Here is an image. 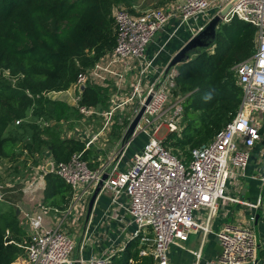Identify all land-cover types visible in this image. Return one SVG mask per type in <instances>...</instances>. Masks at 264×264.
Returning a JSON list of instances; mask_svg holds the SVG:
<instances>
[{
	"label": "built area",
	"instance_id": "2783aa9c",
	"mask_svg": "<svg viewBox=\"0 0 264 264\" xmlns=\"http://www.w3.org/2000/svg\"><path fill=\"white\" fill-rule=\"evenodd\" d=\"M231 1L182 0L171 8L149 9L137 15L124 9L114 12L113 50L92 68L79 74L71 87L73 92L77 91L73 93V103L81 116L98 114L105 119L100 132L85 136V148L89 149L99 139L100 133L110 129L116 110L133 107L123 128L125 133L149 95L151 99L130 141L123 148L120 146L103 165L91 168L82 159L81 153L73 154L65 162L53 163L49 159L47 165H51L50 172L69 186L71 198L65 210L52 209L58 219L54 227L42 226L36 215H25L20 221L28 237L22 256L26 264H110L123 251L126 243L132 240L139 242V256L151 257L153 264H170L168 250L171 246H179L193 231L208 233L209 224L217 211L236 205L253 212L249 224H229L215 232L220 253L216 260L207 264H255L258 236L253 223L256 210L261 209L262 214L264 212V173L250 175L247 169L256 147L264 160V0H238L223 19L225 23L237 17L250 24L255 29V50L249 59L233 67L242 93L235 116L212 141L192 149L189 159L176 156L164 145L168 134L181 130L187 97L174 94L176 71L172 68L166 73V66L158 79L146 88L142 86V80L153 63V60L146 59L147 46L161 28L172 18L177 20L178 28L192 21L196 23L201 18L206 20L203 25L196 26L194 36ZM133 62L139 65V77L127 92L120 93L126 68ZM119 66L124 67L125 71H116ZM5 76L13 83L16 80L8 71ZM109 78L114 81L110 83ZM86 81L108 86L114 91V98L111 99L109 95V102L113 106L100 113L96 108L78 106L81 94L79 85L85 88ZM55 94L48 92L43 96L51 98ZM20 122L17 120L14 124L18 126ZM43 125L48 126L49 123ZM163 129L166 136L160 137ZM138 136L144 140L141 149L124 162L127 148ZM66 138L79 139L77 136ZM46 173L49 172L44 168L43 173L34 180H26L23 191L34 189L37 184L44 187ZM103 175L107 177L102 181L89 219H85L78 248L82 251L89 242L90 217L100 197L108 198V218L118 224L116 232L125 236L126 242L117 249L109 247L99 255L75 257L76 239L62 225L68 217L79 214L82 207H88ZM247 179L260 184V194L255 203L239 198L242 184ZM3 190L5 186L0 183V202H3ZM42 210L48 209L44 207ZM203 211L206 215L202 224L198 219H202ZM258 240L261 245L259 237ZM195 259V264H199L200 254Z\"/></svg>",
	"mask_w": 264,
	"mask_h": 264
},
{
	"label": "trees",
	"instance_id": "16d2710c",
	"mask_svg": "<svg viewBox=\"0 0 264 264\" xmlns=\"http://www.w3.org/2000/svg\"><path fill=\"white\" fill-rule=\"evenodd\" d=\"M132 2L0 0V160L16 162L22 142L30 140L24 149L30 153L46 149L53 163L81 153L82 159L95 167L93 151L85 148L84 141L62 138L56 128L40 123L57 125L81 117L77 109L43 94L68 90L79 74L113 50V7L124 4L133 13ZM254 50L255 29L233 17L218 26L208 49L176 66L174 94L187 97L181 130L164 140L176 156L189 159L192 149L212 141L233 119L242 97L233 67L249 59ZM3 70L16 78L14 83L1 75ZM109 93L108 86L86 81L78 106L107 110ZM17 120L21 122L15 126ZM113 128L121 131L122 126ZM93 161L98 164L95 158ZM42 195L44 207L63 211L71 190L49 172L44 176ZM259 222L264 233V212ZM26 239L16 208L0 202V264H14L22 257L21 245ZM138 250V240L129 241L110 264H153L151 257L139 256ZM258 256L259 264H264V245Z\"/></svg>",
	"mask_w": 264,
	"mask_h": 264
},
{
	"label": "crops",
	"instance_id": "0c3cea01",
	"mask_svg": "<svg viewBox=\"0 0 264 264\" xmlns=\"http://www.w3.org/2000/svg\"><path fill=\"white\" fill-rule=\"evenodd\" d=\"M182 0H150V3L146 5L145 7L150 6L151 7H160V8H171L172 6H175L176 4L181 3ZM137 3V4H136ZM133 2L131 4L130 9L134 12L132 14H141L146 9L140 8V4L138 2ZM138 11H141L139 13ZM206 22V20L198 19L196 23L193 21L190 22L188 25H183L182 27L178 28V22L176 19L172 18L163 28H161L154 36L152 42L147 46L146 50V59L147 60H153L152 68H150L147 72L145 77L142 80V86L146 88L151 83H153L156 79L159 78L160 74L164 70L166 66L170 63L173 56L192 38L194 31L197 29L196 26H201ZM193 24V25H192ZM195 27V28H194ZM194 28V29H192ZM177 67H174V71H176ZM116 71H125L124 67H116ZM126 77L124 79V84L122 87L121 92H127L130 88V85L133 84L136 79L139 77V65L136 62H133L130 66L126 68ZM110 83L114 81V79L109 78ZM96 85H100L95 83ZM111 90L110 93L111 94ZM73 89L70 88L67 91L62 92L60 98L58 97H51L49 99L52 100H60L65 103H67L69 106L74 107V104H72V97H73ZM64 94V95H63ZM133 107H131L130 112L132 111ZM53 124V122H50V124ZM48 125L49 127H52L51 125ZM118 126H121L120 123H118ZM90 126L85 127V131L90 129L92 131L93 129H96V133L100 132L102 130L103 124H96L93 125L92 123H89ZM101 125V126H100ZM47 126V125H46ZM112 128V127H111ZM111 130V129H110ZM108 130V131H110ZM106 130L99 134V139L96 140L93 145L90 147V149L93 151V154L95 153L96 161L98 162L99 157L101 158L102 150L99 148L100 146V140H105L106 136ZM121 138L124 134L123 128H121ZM264 134V133H263ZM93 135V134H89ZM44 138V137H43ZM141 140H143L142 137H140ZM264 140V135H263ZM87 141V140H82ZM30 140H24L21 144L23 148L19 149L17 151L18 157L16 162H9L7 160H0V168L1 166H10L11 170L15 169V167L18 165V170L21 169V167L27 166L30 172H33V175L36 177L40 174L38 173L41 166L45 167L47 166L48 162H45L43 165L42 161V154L44 153L35 151L30 153L28 150L24 149V146L26 143H29ZM103 143H106L103 141ZM96 147V148H94ZM139 149V148H138ZM259 148L256 147L253 150L252 158L249 163L247 172L250 175L253 174H262L264 173V160L260 157ZM49 157V151L46 150ZM114 152V151H113ZM138 152V150H137ZM257 152H259L257 154ZM133 154L136 153V150L132 152ZM24 158L22 160V158ZM103 158V157H102ZM28 161V163H26ZM100 161V160H99ZM16 172V171H15ZM1 174V173H0ZM27 177L26 180H34V177ZM38 186L34 189H26L24 190L25 194L22 196V202L21 205L17 207V215L19 216V220L22 221L24 219L25 215H36L39 218L40 224L44 227H54L57 225V216L53 213L51 208L46 207L48 210H42L43 204H42V192H43V184H37ZM243 193V200L255 203L259 194H260V184L257 181H252L250 179H247L243 182L242 188L239 194V198L241 199L242 191ZM109 206L108 198L106 197H100L99 201L94 206V210L92 212V215L90 217V225L88 228V233L90 235L89 242L86 244L84 249L82 251L79 250V246L81 244L80 240L84 232V223L83 228L81 231L80 236L78 237L75 235L72 231L74 227L71 229L73 221H79L80 213L75 214V216H72L70 218L74 219L72 222L69 220H65L62 227L69 232H72L73 235L76 238V251H75V257L82 256L83 258H88L92 254L99 255L102 251L106 250L109 247H112L117 249L122 246H124V243L126 242L125 236H120L116 232V229L118 227V224L115 221H112L108 218L109 211L107 210ZM253 212L248 211L241 206H227L225 208L220 209L217 211L215 217L211 220L209 224V232L204 233L201 230L199 231H193L189 234V237L187 240L182 241L179 243V246H171L168 250V259L170 264H195V256L197 254H200V260L199 264H207L211 261H214L218 258L220 253V248L218 246V243L215 239L214 233L217 232L219 229H221L223 226L229 225V224H242V225H248L249 219ZM202 219L199 218L198 221L200 223H204V216L206 213L203 211L201 213ZM258 232H259V238L261 241V246L264 245V233L261 231L260 222L258 223ZM76 231V230H75ZM92 237V238H91ZM120 255V253L118 254ZM117 255V256H118ZM14 264H26L24 259L22 257H19L17 261Z\"/></svg>",
	"mask_w": 264,
	"mask_h": 264
},
{
	"label": "rangeland",
	"instance_id": "374dc122",
	"mask_svg": "<svg viewBox=\"0 0 264 264\" xmlns=\"http://www.w3.org/2000/svg\"><path fill=\"white\" fill-rule=\"evenodd\" d=\"M133 2H135V3L138 2V4H140L139 5L140 8H142V9L149 10V9L156 8V7L149 8L150 6L145 7L146 5H148L150 3V0H133ZM133 2H132V4H133ZM157 8H160V7H157ZM118 9H124V10L130 12L128 6L122 4V5L113 7V10H112L113 14ZM132 12H134V11L132 10ZM138 12L141 13V11H138ZM193 56H194V54L190 55V57H193ZM5 72H6L5 70H3L1 72V75L3 77H6L5 76ZM92 84H94V83L92 82ZM58 92H62V91H57L56 92L57 94H61V93H58ZM74 92L76 94L77 91H74ZM57 94H55V96ZM112 94H115V92L114 91L111 92V94H110L111 99L114 98ZM55 96H52V97H55ZM58 96L60 98L61 95H57L56 97H58ZM73 99H74V94H73V97H72V104H74L73 103ZM111 99H109V101ZM109 101H108V109L111 106H113V104L111 102H109ZM130 109H131V106H128V107H126L124 109L121 108L120 110H116L115 113L113 114L112 124L109 126V128L111 130L110 129H109L110 131L106 130L107 131L106 132V136L107 137L105 138V140H103L106 143H103V141L100 140L101 144H100L99 148L102 150L101 158L99 157L100 161L98 160V164H96L93 161V158H97L95 153L93 154V157L91 158V161H92L93 164H95V167L100 165V164L103 165L105 162H107L109 157H111L115 152H117L120 149V146H121V133L119 132V129L113 128V126L119 125L118 123H122L123 122L122 128H124L127 125V123H128V122H126V119L128 118V116L130 114ZM96 110H97V112L99 111V113L103 112V111H107V110H103V109L101 110L99 108H96ZM104 122H105V119H104L103 116L95 114V115H92L90 117L81 116L80 118H71L70 120H68L66 122H61V123H59L57 125H56V123H53V124L49 123V124L53 128H56V130L59 132V135L62 138H66L68 136H77V137H79V139L85 140L86 139L85 136H89V134H94L96 132V129H93L92 131H90V129H88L86 131L84 130L85 127L90 126L89 123H92L93 125H96V124H104ZM40 123L44 124V123H42V121ZM117 128H120V127H117ZM159 136L160 137H165L166 136V131L164 129L161 130L160 133H159ZM141 147H142V140L138 136L134 140H132L131 144L127 148L126 157L124 158V162H126L130 158V156L133 154L132 152H134L135 150H136V152H137V150L139 151L141 149ZM94 148H96V147H94ZM43 152L44 153L41 156L42 157V161H43L42 165L45 162L49 161V159H50L48 153L46 152V149H44ZM258 153L259 152H257V154ZM23 159L24 158H22V160ZM26 163H28V161ZM17 167H18V165L15 167L17 172H15V169L11 170V167L10 166H6V165L5 166L4 165L1 166V168H0L1 184H3L5 186V190H3V194H4L3 204L8 203L13 209H15V208L17 209V207L21 205L22 196L25 194V192L23 191V188H24L23 184L26 181V179H28L29 177H32V175H33L32 171L30 172L29 170H27L28 169L27 166H25L23 168L21 167V169H19V170H18ZM44 168H46V167L41 166L39 171H38V173L42 174ZM34 177H36V174H35ZM78 212L80 213L79 221H73L74 219H71L74 222L72 224V226H71V229L74 227L72 232L74 234L76 233L75 235H77L79 237L80 234H81L82 228H83L84 218H85L86 212H87V206L82 207L81 210H79ZM65 220L66 221L67 220L71 221L69 217L67 219H65ZM258 231L259 230L257 228L256 229V233H257V236L259 237V232ZM72 232H70L71 235H73ZM73 237H75V236L73 235ZM27 242H28V239H26L25 243H22V245H21V248L23 249V251H25V247L27 245Z\"/></svg>",
	"mask_w": 264,
	"mask_h": 264
},
{
	"label": "water",
	"instance_id": "95a60500",
	"mask_svg": "<svg viewBox=\"0 0 264 264\" xmlns=\"http://www.w3.org/2000/svg\"><path fill=\"white\" fill-rule=\"evenodd\" d=\"M238 2V0H232L219 14L215 15L214 17L211 18V20L209 22H207L203 29L198 31L171 59L170 63L168 64L167 68H166V73H168V71L180 64H183L185 62H187L190 58V55L192 54H197L199 51L201 50H206L208 49L215 40V36H216V30L218 28V26L220 24L223 23V19L225 18V16L227 15V13L232 9V7ZM84 90V85H79V92L82 93ZM151 99V95H149L145 101L144 106H142L139 110V112L135 115L134 119L131 121V123L129 124V126L127 127L125 133L123 134L122 138H121V148H123L125 146V144H127L132 135L133 132L135 130L136 125L138 124L144 110H145V106L149 103ZM137 107V105L135 106ZM51 169V165H47L46 166V171L50 172ZM106 175L102 176L101 181L98 183L97 187L95 188L89 203H88V207H87V212H86V221L89 219V216L91 214L94 202L96 200V197L99 193V191L101 190L102 187V181H104L106 179ZM245 190L242 191V196L241 199H243V193ZM262 215V210L261 209H257L254 215V223L253 226L255 228V230L258 228V223L259 220L261 218ZM257 246H258V250L260 248V243L257 237ZM259 262V256L257 257V260L255 262V264H257Z\"/></svg>",
	"mask_w": 264,
	"mask_h": 264
}]
</instances>
